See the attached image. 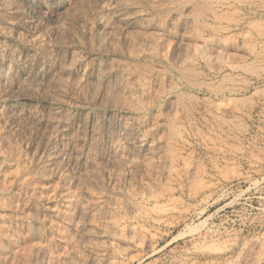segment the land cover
<instances>
[{
	"label": "rangeland",
	"instance_id": "1",
	"mask_svg": "<svg viewBox=\"0 0 264 264\" xmlns=\"http://www.w3.org/2000/svg\"><path fill=\"white\" fill-rule=\"evenodd\" d=\"M0 264H264V0H0Z\"/></svg>",
	"mask_w": 264,
	"mask_h": 264
},
{
	"label": "bare ground",
	"instance_id": "2",
	"mask_svg": "<svg viewBox=\"0 0 264 264\" xmlns=\"http://www.w3.org/2000/svg\"><path fill=\"white\" fill-rule=\"evenodd\" d=\"M1 72V71H0Z\"/></svg>",
	"mask_w": 264,
	"mask_h": 264
}]
</instances>
